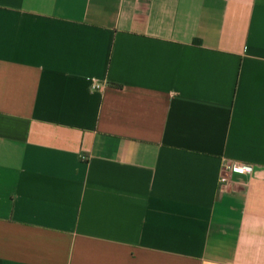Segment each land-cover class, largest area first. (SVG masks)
Listing matches in <instances>:
<instances>
[{
    "label": "crops",
    "instance_id": "crops-1",
    "mask_svg": "<svg viewBox=\"0 0 264 264\" xmlns=\"http://www.w3.org/2000/svg\"><path fill=\"white\" fill-rule=\"evenodd\" d=\"M0 264H264V0H0Z\"/></svg>",
    "mask_w": 264,
    "mask_h": 264
},
{
    "label": "built area",
    "instance_id": "built-area-1",
    "mask_svg": "<svg viewBox=\"0 0 264 264\" xmlns=\"http://www.w3.org/2000/svg\"><path fill=\"white\" fill-rule=\"evenodd\" d=\"M102 85L98 83L93 84V88H101ZM254 169L253 165L245 163V162H239V161H233V160H226L223 165V174L220 177V184L226 183L228 181V174L229 173H250Z\"/></svg>",
    "mask_w": 264,
    "mask_h": 264
}]
</instances>
